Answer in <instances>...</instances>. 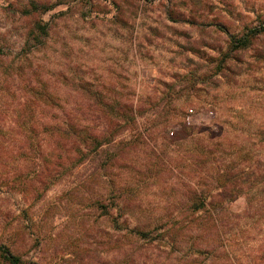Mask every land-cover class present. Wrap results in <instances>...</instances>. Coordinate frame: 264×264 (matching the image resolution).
Here are the masks:
<instances>
[{
	"label": "rangeland",
	"instance_id": "374dc122",
	"mask_svg": "<svg viewBox=\"0 0 264 264\" xmlns=\"http://www.w3.org/2000/svg\"><path fill=\"white\" fill-rule=\"evenodd\" d=\"M259 20L264 0H0V59H28L41 74L33 87L61 97L56 109H75L81 119L84 111L99 109L85 98L90 84L132 100L143 112L133 130L115 132L92 160L76 169L64 162L49 186L28 179L31 171L20 172V159L0 158V245L20 255L22 264H206L205 253L193 254L179 239L167 245L155 234L142 239L113 231L112 224L190 220L171 208L186 203L197 180L193 174L205 178L204 156L201 165L188 167L197 149L215 136L226 139L221 148L236 143L255 150L262 144L264 33L247 49L230 51L219 29L236 34L243 23L256 26ZM188 109L196 113L191 129L183 124ZM207 111L215 128L206 124ZM93 125L96 133L105 125L115 129ZM174 137L183 140L175 145ZM114 186L122 188L117 200L109 191ZM246 203L240 197L224 206L239 213ZM115 204L125 208L118 211ZM263 237L264 227L255 226L248 243L255 250Z\"/></svg>",
	"mask_w": 264,
	"mask_h": 264
},
{
	"label": "trees",
	"instance_id": "16d2710c",
	"mask_svg": "<svg viewBox=\"0 0 264 264\" xmlns=\"http://www.w3.org/2000/svg\"><path fill=\"white\" fill-rule=\"evenodd\" d=\"M259 17L257 16L258 19ZM35 26L45 34L44 26ZM219 29L225 33L230 51L244 50L264 33V20H259L256 26L245 22L236 34L225 26H219ZM40 75L28 65V59H0V122L10 119L7 126L0 123V158L20 159L23 164L19 166L20 172L31 171L34 175L28 179L36 177L41 179L37 181L49 186L61 175L64 162L76 169L84 160H92L103 145L114 140L115 132L131 130L143 112L134 109L132 100L128 98L126 100L130 103L116 94L94 90L92 85L86 84L85 91H90L85 95L86 100L99 109H88L81 115L84 119L80 116L78 118L75 109L67 112L54 107L61 97L48 89L33 87V82L37 81L36 76ZM154 114L156 118L161 116L160 112ZM185 117L183 124L191 129L193 126L186 125ZM44 118L48 122L40 124ZM82 120L86 123L80 126ZM97 121L104 125L113 124L115 129L110 131L111 127L105 125V132L96 133L93 123ZM145 121L150 123L149 118ZM167 124H164L163 129ZM213 126L215 128V124ZM153 133L154 131L150 135ZM259 134V142L262 144L255 150L250 145L237 148L236 143L221 148L226 139L216 136L215 140L210 139L206 145L197 149V157L188 167L201 165V158L204 156L203 162L208 164L205 178H211V183L206 185L205 178L201 179L193 174L197 180L189 191L186 203L171 208L187 218L192 217L190 220L162 222L132 219L122 224L114 221L112 230H124L142 239H150L155 234L156 240L167 245H173L179 239L177 243L193 254L205 253L206 264H264V237L262 245L255 250L248 243L250 230L258 225L264 227V132L259 131L257 137ZM172 140V143L179 145L183 138L174 137ZM196 147L198 146L195 149ZM220 148L230 152L224 153ZM233 154L235 156L230 157ZM164 163L172 166L170 161ZM174 166L181 167L177 163ZM204 167L202 166V170ZM184 168L185 166L182 169ZM19 179L18 183H21L23 179ZM16 180L11 178L7 181L14 185ZM109 191L114 200L122 194L119 186H114ZM104 194L99 195V198L102 199ZM240 197L246 199V208L239 213L228 211V207L224 205ZM114 208L121 211L125 207L115 204ZM222 212L226 214L217 217ZM0 262L22 264L20 255L5 244L0 245Z\"/></svg>",
	"mask_w": 264,
	"mask_h": 264
},
{
	"label": "built area",
	"instance_id": "2783aa9c",
	"mask_svg": "<svg viewBox=\"0 0 264 264\" xmlns=\"http://www.w3.org/2000/svg\"><path fill=\"white\" fill-rule=\"evenodd\" d=\"M194 114H196V113H194L193 109H188L187 110L186 117H185V123H186L187 126H193V123L191 121V117H193ZM205 116H207L209 118V121H208V123L206 122V124L208 126L212 127L213 126V123H212L213 122V112L212 111H207ZM172 134H173V132H170V135H172Z\"/></svg>",
	"mask_w": 264,
	"mask_h": 264
}]
</instances>
